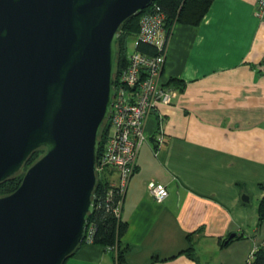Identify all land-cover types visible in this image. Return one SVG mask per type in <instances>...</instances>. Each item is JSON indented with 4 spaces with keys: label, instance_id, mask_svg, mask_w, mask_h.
Masks as SVG:
<instances>
[{
    "label": "crops",
    "instance_id": "obj_1",
    "mask_svg": "<svg viewBox=\"0 0 264 264\" xmlns=\"http://www.w3.org/2000/svg\"><path fill=\"white\" fill-rule=\"evenodd\" d=\"M256 2L213 0L198 24L171 27L161 82L183 86L145 120L120 207L125 264H245L264 246V19ZM104 179L115 182L116 173ZM149 183L166 186L162 202ZM116 256L82 243L63 264H117Z\"/></svg>",
    "mask_w": 264,
    "mask_h": 264
},
{
    "label": "water",
    "instance_id": "obj_2",
    "mask_svg": "<svg viewBox=\"0 0 264 264\" xmlns=\"http://www.w3.org/2000/svg\"><path fill=\"white\" fill-rule=\"evenodd\" d=\"M153 1L0 0V184L44 149L0 195V264H63L82 243L119 27Z\"/></svg>",
    "mask_w": 264,
    "mask_h": 264
},
{
    "label": "built area",
    "instance_id": "obj_3",
    "mask_svg": "<svg viewBox=\"0 0 264 264\" xmlns=\"http://www.w3.org/2000/svg\"><path fill=\"white\" fill-rule=\"evenodd\" d=\"M255 7L256 16L264 19V0H257ZM164 18L157 5H151L142 13L136 42L127 53V66L116 83L114 81L109 131L97 156L96 172L103 175L109 171L116 173L117 180L107 183L104 196L109 202L115 195L120 198L113 208L117 217L120 216L128 178L135 170L138 150L146 140L145 120L158 104H170L176 95L174 88L165 87L159 82L170 31L164 25ZM138 41L152 45L159 53L149 56L135 51L133 48ZM142 72L146 78L141 77ZM148 192L157 202H162L168 195L166 186L161 183H149ZM93 232L92 224H87L84 235L86 242L92 243ZM112 249L116 251V248Z\"/></svg>",
    "mask_w": 264,
    "mask_h": 264
},
{
    "label": "trees",
    "instance_id": "obj_4",
    "mask_svg": "<svg viewBox=\"0 0 264 264\" xmlns=\"http://www.w3.org/2000/svg\"><path fill=\"white\" fill-rule=\"evenodd\" d=\"M212 1L213 0H154L153 4L160 7L161 11L165 15L164 25L170 29L175 23L191 25L198 24ZM148 8L149 7L147 6L144 10ZM140 18V14L131 16L126 19L119 27V36L116 44L117 55L114 61L115 83L121 71L127 66V53L129 51L127 43L129 38L137 35L140 27ZM133 49L139 53L149 56H154L159 53L155 47L141 41H138L135 45V48ZM143 76L144 73L142 72L141 77ZM182 83L183 82L180 80L171 79L164 85H171V87L178 86L181 88L183 86ZM108 131L109 120H105L98 134V155L100 154L103 143L108 136ZM43 152V148L33 151L23 165L22 170L0 184V195L13 192L19 186L24 171L29 165L37 160L43 154ZM107 183L108 181H106L103 177L97 178L94 209L93 212L87 216V224H92L94 228L91 242L102 245L104 248H116L117 264H125V254L127 253L128 247L122 244L121 238L127 229V223L126 221L122 220L121 215L117 217L113 212V208L118 204L120 198L115 195L114 198L110 200V202L105 198L104 190L107 187ZM261 189L264 190V184H261ZM257 208L259 220L262 221L264 220V196L260 198ZM191 235L192 234H188V237L191 238ZM232 239L234 238H229L228 236L226 238L228 241L227 243L232 241ZM82 243H84V240ZM189 250L191 251V247ZM188 255L194 258L190 253H188ZM245 264H264V250L262 247L255 249Z\"/></svg>",
    "mask_w": 264,
    "mask_h": 264
},
{
    "label": "rangeland",
    "instance_id": "obj_5",
    "mask_svg": "<svg viewBox=\"0 0 264 264\" xmlns=\"http://www.w3.org/2000/svg\"><path fill=\"white\" fill-rule=\"evenodd\" d=\"M148 6H150V5H148ZM135 42H136V36H133V37H131V38H129V41H128V43H127V46H128V50H130V49H132V47H133V45L135 44ZM159 82H161V77L159 78ZM164 83H162L161 82V85H163ZM164 86V85H163ZM22 170V168L19 170V171H21ZM97 176H98V178H106V174H104L103 175V173L102 174H98L97 173ZM130 179H131V177L130 178H128V183L130 182ZM128 186V185H127Z\"/></svg>",
    "mask_w": 264,
    "mask_h": 264
},
{
    "label": "bare ground",
    "instance_id": "obj_6",
    "mask_svg": "<svg viewBox=\"0 0 264 264\" xmlns=\"http://www.w3.org/2000/svg\"><path fill=\"white\" fill-rule=\"evenodd\" d=\"M153 2H154V1H153ZM153 2L150 4V6H151V5H152V6L155 5V4H153ZM256 3H257V2H256ZM150 6H148V7H150ZM144 9H145V8H144ZM144 9H143L142 12L140 13V17H141V15H142V13L145 12V11L147 10V9H146V10H144ZM173 25H174V24H173ZM173 25H172V26H173ZM169 30H171V28H170ZM169 37H170V31H169ZM168 40H169V38H168ZM167 43H168V42H167ZM166 47H167V45H166ZM165 51H166V50H165ZM164 86H166V87H171V86H168V85H164ZM172 88H173V87H172ZM174 89H175V88H174ZM175 90H176V89H175ZM83 240H84V243H88V242L85 241L84 238H83ZM83 240H82V241H83Z\"/></svg>",
    "mask_w": 264,
    "mask_h": 264
}]
</instances>
